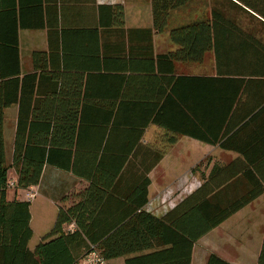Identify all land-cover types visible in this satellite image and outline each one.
<instances>
[{
    "label": "trees",
    "instance_id": "16d2710c",
    "mask_svg": "<svg viewBox=\"0 0 264 264\" xmlns=\"http://www.w3.org/2000/svg\"><path fill=\"white\" fill-rule=\"evenodd\" d=\"M191 1L150 0L154 31L167 32L175 46L157 60L167 62L172 74L174 62L202 63L205 54L212 52L216 76L179 77L180 85L187 84L184 92H164L149 111L141 113L138 125L118 119L129 111L125 105L134 106L127 100L135 98L125 92H80L87 82L74 77L65 64L53 62L57 52H33V72L20 78L17 23L9 24L10 32L4 31L0 5V264H77L91 251L106 262L124 258V264H190L195 241L257 197L258 189L245 193V181L233 182L229 175L237 166L233 161L214 165L197 190L156 217L145 209L146 173L151 167L138 177L127 160L150 123L170 132L164 146L186 135L240 154L245 160L241 165L255 163L263 151L264 42L254 30L239 25L236 13L253 18L262 27L258 33L264 32V0H220L209 16L169 26L171 13ZM137 32L150 34L151 29ZM12 105L18 108L11 155L16 187L37 185L45 166L88 182L78 202L58 207L52 228L32 250L28 247L33 235L30 203L6 199L3 112ZM86 107L103 118L93 122L89 143L77 127ZM174 110L184 118H167ZM116 138L122 139L118 146ZM161 154L157 153L154 164ZM129 170L133 174L125 189L120 181ZM68 224L75 230L65 231ZM80 247L81 254H75ZM206 264L227 263L210 255ZM258 264H264L263 254Z\"/></svg>",
    "mask_w": 264,
    "mask_h": 264
},
{
    "label": "crops",
    "instance_id": "0c3cea01",
    "mask_svg": "<svg viewBox=\"0 0 264 264\" xmlns=\"http://www.w3.org/2000/svg\"><path fill=\"white\" fill-rule=\"evenodd\" d=\"M0 5L4 11L1 16L4 31L10 32L9 24L17 23L20 78L33 72V52H57L59 56L53 62L65 64L74 77L82 78V83L87 82L80 92H109L110 95L111 92H125L127 96L136 99L127 100L134 102V106H124L129 111L125 110L128 112L118 118L121 123L134 120L135 124H141V113L149 107L151 109L164 92H184L183 86L187 84L184 82L180 85L182 81H177L179 77L216 76L214 66L208 72L200 73L193 72L192 66L185 63L174 62V72L169 74L168 63H158L157 57L174 51L175 46L168 41L166 33L154 31L150 0H0ZM145 29H151V33L137 32ZM160 38L163 47L156 44V40L158 42ZM88 81L92 84V90H89ZM191 84L197 85V82ZM139 92L145 93L140 96ZM17 111V105H12L3 112L5 158L8 155L11 159ZM84 111L86 116L77 127L81 128L83 135H87L84 142L89 143L93 139V135L89 134L93 122L103 121V118L92 113L94 110L90 107H86ZM167 118L184 117L174 110ZM116 127L123 130L125 125ZM142 130L143 134L127 160L134 164L133 171L138 177L145 174L147 166L151 167L146 173L149 180L146 207L151 199L152 189H157L162 183L155 180L156 171L160 170V174L166 177L164 186L166 183L170 185V178L177 171L186 169L185 164L190 161H194L190 168L194 173L204 163V170H200L201 181L214 165L225 166L236 161L237 166L229 174L234 177L233 182L245 181L248 184L245 193L252 189L259 190L257 197L249 204L195 241L190 264H206L210 255L227 264H258L262 254L264 256V148L260 151V156L257 155L255 163L241 165L240 162L245 160L240 154L204 144L186 135L179 136L174 144L163 149L166 135H170V132L152 123ZM150 130H156L157 133L153 140L146 137ZM121 141V138H116L114 142L118 146ZM160 152L161 158L154 164L156 155ZM183 152L186 155L194 152L196 155L184 160ZM130 170L123 174L120 181L125 189L129 188L128 176L133 174ZM87 186L88 182L82 176L45 166L38 184L28 189H19L23 197L16 200L30 203V223L33 203L36 214L42 211L46 216L50 215L46 220L48 223H44L49 224L50 230L56 219L58 202L60 207L65 208L78 202ZM198 186H194L185 195L180 194L178 199L175 197L169 206L172 208L177 205L197 190ZM29 193L34 194V197H26ZM66 197L67 200L60 201ZM64 230L74 231L75 226L68 224ZM82 251L83 248L80 247L75 250V254H81ZM124 260L119 258L106 263L124 264Z\"/></svg>",
    "mask_w": 264,
    "mask_h": 264
},
{
    "label": "rangeland",
    "instance_id": "374dc122",
    "mask_svg": "<svg viewBox=\"0 0 264 264\" xmlns=\"http://www.w3.org/2000/svg\"><path fill=\"white\" fill-rule=\"evenodd\" d=\"M219 2H220V0H192L191 3L188 6H186L185 8L177 10V11H173L171 13L169 26H171V25L175 26V25H178L180 23L199 18L201 16L202 17L203 16L204 17L209 16L210 9L211 8H218ZM220 4H221V2H220ZM236 16H237L236 18H237V21L239 22V25L243 29H246L247 31H253L254 30L258 34L257 36L260 37L262 39V41L264 42V32L258 33L260 30H262V27H260V25L253 18H251V17H249L243 13H236ZM165 33L167 34V38H168V33L167 32H165ZM161 38L158 42L156 40V44L160 47H163L164 45L162 44ZM168 41H169V39H168ZM185 64H187L188 66H192L191 68H193L192 69L193 72H200V73L208 72L214 66L213 54H212V52L206 53L202 63H198V64L185 63ZM156 134H157L156 130H150L147 133L146 137L150 140H153V138ZM159 141H160V137H158V143H159ZM162 147H163V149H166V148H169L170 146L162 145ZM183 155H185L184 156V160H185L187 158L190 159L191 157H194V155H196V154L193 152V154L186 155V152H183ZM6 158L7 159H6L5 164H6V166H8L6 199L8 201L9 200L11 201V200H16V198H22L23 193L20 192V190L16 187V183H15L16 182L15 181L16 180V177H15L16 173H15L14 169L11 168V159L9 158L8 155ZM192 160H194V159H192ZM192 162H194V161H190V163L187 162V164H185L186 169L181 170V171L180 170L177 171L176 174H174L173 177L170 178V182H169V183H171L170 185H168V183H166L164 186V183H165L164 179L166 177L163 176L162 174H160L161 173L160 170L156 171L155 180L157 182H160V183L162 182V183L159 184L157 189H152L151 199L149 201V204L146 207V210L148 212L155 214V215H158V214L163 215L169 209H171V207L169 205L171 204V201L175 197L178 199L180 194L185 195L197 184L200 186V184L202 183L200 170L203 169L204 163H202L201 166L199 167V170H197L194 173L190 169L192 167V165H191ZM177 173H179V174H177ZM26 197L33 198L34 194L29 193L28 195H26ZM62 200L63 199H61L60 201L62 202ZM60 206H61L60 202H58V207H60ZM40 214L39 213L36 214L35 205L33 203L32 207H31V223H30V228L32 230L33 235H32V239L30 240V242L28 244V247L30 249L35 247V245L40 241L41 237L47 231H49V228H48V227H50V226H48L49 224L47 225L44 223H48V222H46V220H48L50 218V215L46 216L45 213H43L42 211ZM78 264H85L84 258L81 259V261H79Z\"/></svg>",
    "mask_w": 264,
    "mask_h": 264
},
{
    "label": "built area",
    "instance_id": "2783aa9c",
    "mask_svg": "<svg viewBox=\"0 0 264 264\" xmlns=\"http://www.w3.org/2000/svg\"><path fill=\"white\" fill-rule=\"evenodd\" d=\"M85 264H107L106 261L96 252L91 251L85 257Z\"/></svg>",
    "mask_w": 264,
    "mask_h": 264
}]
</instances>
